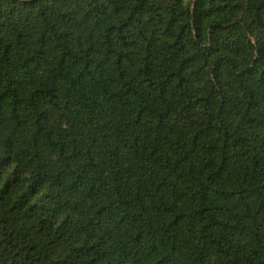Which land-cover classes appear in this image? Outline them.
<instances>
[{
    "label": "trees",
    "instance_id": "16d2710c",
    "mask_svg": "<svg viewBox=\"0 0 264 264\" xmlns=\"http://www.w3.org/2000/svg\"><path fill=\"white\" fill-rule=\"evenodd\" d=\"M0 264H264V0H0Z\"/></svg>",
    "mask_w": 264,
    "mask_h": 264
}]
</instances>
